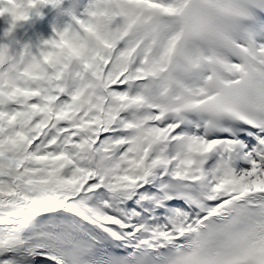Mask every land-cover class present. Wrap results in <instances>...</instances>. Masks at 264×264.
<instances>
[{
	"label": "snow or ice",
	"instance_id": "1",
	"mask_svg": "<svg viewBox=\"0 0 264 264\" xmlns=\"http://www.w3.org/2000/svg\"><path fill=\"white\" fill-rule=\"evenodd\" d=\"M4 16L0 264H264V0Z\"/></svg>",
	"mask_w": 264,
	"mask_h": 264
},
{
	"label": "bare ground",
	"instance_id": "2",
	"mask_svg": "<svg viewBox=\"0 0 264 264\" xmlns=\"http://www.w3.org/2000/svg\"><path fill=\"white\" fill-rule=\"evenodd\" d=\"M33 19H34V17H33L30 21H28V22H24V25H23L22 28H20V27L15 28V32H17V34L22 35V33L25 32V29H26V27L29 25V23H30L31 21H34ZM20 35H19V36H20ZM19 36H18V37L16 36V37L19 39Z\"/></svg>",
	"mask_w": 264,
	"mask_h": 264
},
{
	"label": "rangeland",
	"instance_id": "3",
	"mask_svg": "<svg viewBox=\"0 0 264 264\" xmlns=\"http://www.w3.org/2000/svg\"><path fill=\"white\" fill-rule=\"evenodd\" d=\"M3 18H5L6 20L8 19L9 22H10V18L8 16L0 17V32H1V29H2V19ZM9 22L7 23V27H8ZM18 27L22 28V23L19 24L16 28H18ZM14 35L17 36V32H15V30H14Z\"/></svg>",
	"mask_w": 264,
	"mask_h": 264
}]
</instances>
